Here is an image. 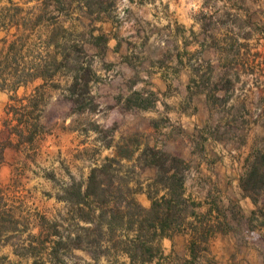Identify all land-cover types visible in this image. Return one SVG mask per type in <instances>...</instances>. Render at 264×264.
Listing matches in <instances>:
<instances>
[{
    "label": "rangeland",
    "instance_id": "1",
    "mask_svg": "<svg viewBox=\"0 0 264 264\" xmlns=\"http://www.w3.org/2000/svg\"><path fill=\"white\" fill-rule=\"evenodd\" d=\"M8 1L0 47L23 29L4 20ZM11 1L21 16L34 6L35 16H58L70 42L65 77L45 95L46 134L35 149L4 152L2 203L17 223L0 236V264H264V0H180L192 20L180 19V42L157 0ZM10 95L0 91L4 144ZM94 169L101 211L129 190L147 212L140 229L129 215L121 234L114 220L99 225L92 195L76 211ZM211 230L227 237L216 244Z\"/></svg>",
    "mask_w": 264,
    "mask_h": 264
},
{
    "label": "trees",
    "instance_id": "2",
    "mask_svg": "<svg viewBox=\"0 0 264 264\" xmlns=\"http://www.w3.org/2000/svg\"><path fill=\"white\" fill-rule=\"evenodd\" d=\"M8 3L10 4L6 8L8 15L4 17V20L8 21L9 24H16L17 27L22 25L23 29L1 40L0 91H6L11 95L5 106L4 119L2 120V127L8 133V143L4 144L0 141V165L4 162V152L8 146L18 151H29L35 149L36 142L46 134L41 123L45 95L47 90H56L60 85V78L65 77L69 62L67 44L70 42L68 41L67 29L64 28L63 22L58 16L47 19L46 17L35 16L36 6L31 7L25 16H21L22 8L11 0ZM10 12H12L11 15H9ZM43 23L45 30L34 33L35 28ZM33 38L37 39L36 41H39L37 45L41 46L40 52L36 55L28 50L29 46L33 44ZM81 69V67H78L77 71ZM38 79L42 80V84L35 87L29 97L17 98L15 96L19 87H25ZM74 80L75 82L68 89V93L72 103L75 104L76 101L73 96L76 95V91L80 86L76 81L79 80L76 74ZM12 123L14 124L11 125ZM11 137L15 139V143H12ZM258 169V167L253 168L249 176L248 182H253L251 183L253 187L259 181ZM95 173V169L91 171L83 192L80 186L77 188L76 200L73 201L77 208L76 211L81 213V208L85 205L83 199L92 195L96 197L94 204H97L98 207H93L91 212L94 214L95 210L99 211L95 218L99 221V225H103L106 221V225L110 226L112 220H114L116 222L115 229L121 234V228L124 224L123 219L129 215L130 218H133V221H131L133 225H137L140 229L146 221L144 216L147 212L132 199V193L129 190H127V197L121 196L119 203L113 208L105 209V211L102 209L101 211V208L106 207L107 202L99 200V196H102L104 190ZM2 195L3 190L0 188V236L9 232L12 233L14 230L10 228L17 223L15 211L6 209L5 204L2 203L4 201ZM67 201L69 200L66 199L65 202ZM122 202H125L127 209L132 208V214L121 211ZM40 219L44 222L45 217L41 216Z\"/></svg>",
    "mask_w": 264,
    "mask_h": 264
},
{
    "label": "crops",
    "instance_id": "3",
    "mask_svg": "<svg viewBox=\"0 0 264 264\" xmlns=\"http://www.w3.org/2000/svg\"><path fill=\"white\" fill-rule=\"evenodd\" d=\"M161 2L164 8H166L168 18L166 21L161 23L162 26H166L168 33L170 35H175L178 42H180V19L183 23H192V20L188 17L187 11L185 8L180 9V0H157ZM181 12V15H180ZM180 59V57H179ZM210 227V226H209ZM225 234H217L213 230L210 231L209 240H213L216 244L217 242H221L226 238ZM180 240L182 237L180 236ZM254 257H257L256 250L252 251ZM262 264V262L258 261L257 264Z\"/></svg>",
    "mask_w": 264,
    "mask_h": 264
}]
</instances>
